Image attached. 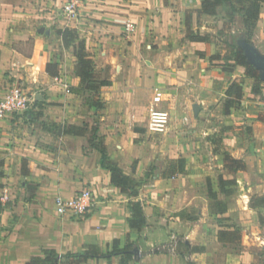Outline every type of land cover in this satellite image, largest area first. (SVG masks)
<instances>
[{"label": "crops", "instance_id": "1", "mask_svg": "<svg viewBox=\"0 0 264 264\" xmlns=\"http://www.w3.org/2000/svg\"><path fill=\"white\" fill-rule=\"evenodd\" d=\"M236 1L211 16L200 15L201 0H85L75 32L86 40L102 79L112 84L99 89L104 108L97 110V97L78 92L84 85L76 74L77 59L55 33L54 26L63 24L53 10L60 7L59 0H0V100L21 80L38 96L27 117L0 120V160L5 161L0 264H26L47 250L82 253L91 245L107 253L114 240L122 246L140 244L135 264H185L180 253L155 249L175 232H194L208 218L260 215L256 199L264 196V82L261 94H255L258 80L233 55L221 53L222 36L245 33ZM127 22L136 25L130 36L125 34ZM188 32L207 40L192 39ZM250 40L264 56V3ZM31 41V56H25L18 47ZM50 63L59 64L58 80L46 72ZM233 82L242 83L243 96L227 114L226 91ZM157 92L163 93L161 109L171 116L164 133L149 129ZM95 118L110 158L140 181L137 200L148 224L142 232L128 224L130 197L112 185L111 173L101 166L102 154L89 147V123ZM220 153L246 164L244 171L229 175L237 180L238 191L224 215L210 212L207 190L211 177L218 199H224L210 172ZM167 158L174 166L185 160V171L155 168ZM86 188L92 190L95 206L84 218L57 213L58 197L71 200ZM4 193L6 203L1 201ZM189 244L204 248L190 254L185 246L189 255L206 254L204 246ZM84 264H120V258Z\"/></svg>", "mask_w": 264, "mask_h": 264}, {"label": "trees", "instance_id": "2", "mask_svg": "<svg viewBox=\"0 0 264 264\" xmlns=\"http://www.w3.org/2000/svg\"><path fill=\"white\" fill-rule=\"evenodd\" d=\"M202 9L200 15H217V9L220 6L226 4H232L233 0H201ZM235 3L239 5V10L244 16V28L245 38L240 46L233 49V58L237 65L246 69L249 77L256 78L263 83L260 78L258 70L250 64L248 57L243 47L244 43L251 44V37L258 21L261 6L264 0H237ZM75 29H58L56 35L60 37L66 48L74 51V55L77 58L76 72L81 78L84 87L79 89V93H90L94 97H97L94 101L97 110L104 108V103L99 97V89L102 87L111 86V82L102 79L101 75L96 72L94 61L90 59L86 51V42L80 40L76 35ZM193 34V33H192ZM189 34L188 37L201 41H206L207 37H194ZM47 74L56 78L59 76L60 67L59 64L50 63L46 67ZM253 92L257 95L261 94L260 86L254 87ZM243 96V85L240 82H233L226 91V113L229 114L230 110L238 106ZM31 113V112H29ZM261 120L264 122V115L261 116ZM83 130V129H82ZM81 133H84L82 131ZM80 135V134H79ZM89 147L91 149L98 150L102 154L101 166L103 169L111 173L112 185L121 190L122 193L127 194L131 201L129 203V209L131 217L128 219V224L132 230L142 232L147 227V219L144 213L143 206L138 201L140 181L134 175H127L124 171L115 163L109 156L104 139L99 135V129L95 128L92 132L91 139L89 141ZM225 169L228 170L229 175H236L239 171L246 169V164L233 158L230 154L225 153L223 155ZM5 161L0 160V178L4 177L5 173ZM186 168L185 160H179L178 165L175 166V171L183 173ZM237 180L227 179L223 176L219 178L220 193L225 196L226 199H231L236 192ZM208 196L211 200L210 212L216 215H224L227 212V204L224 201L218 199V193L214 191L210 180L207 181ZM256 201H262L264 204V196L258 197ZM218 241L223 244H231L241 239V234L236 230H220L217 234ZM185 246L188 252L202 253L204 248L192 247L189 243L185 242ZM139 243L128 242L125 246H122L119 240H114L110 246V251L102 253L98 246L91 245L82 253H66L59 254L54 250H47L42 257H33L26 264H84L90 260H107L111 261L115 257L120 258V264H135L139 262Z\"/></svg>", "mask_w": 264, "mask_h": 264}, {"label": "rangeland", "instance_id": "3", "mask_svg": "<svg viewBox=\"0 0 264 264\" xmlns=\"http://www.w3.org/2000/svg\"><path fill=\"white\" fill-rule=\"evenodd\" d=\"M60 9H61V3H60L59 8L57 7V9H55L53 7L54 11L57 10L58 15L60 14ZM58 19H61L63 23L65 21V19L62 16H60ZM78 23L79 22L72 23L71 28L78 26ZM59 25L62 27H58L56 29V26H59ZM59 25L57 24L56 26H54L55 27L54 29L56 31L59 28H62V29L67 28L65 24L59 23ZM244 38H245V35H243V33L241 35L237 33V35L231 34V35L222 36L223 40L220 39V41L225 45V47L221 48V53H224L225 56L233 55V49L235 47L240 46ZM82 40L86 42L85 39H82ZM18 49L25 56H31L32 49H33V43L31 41L26 45H20ZM86 50H87V43H86ZM72 53L74 55V51H72ZM69 60H71V57H69ZM74 64H77V61ZM96 72L99 74L98 70H96ZM259 75H260V72H259ZM21 82L23 85H25L26 89H28L30 93L37 94L36 90L30 87V84L26 83L24 80H21ZM260 83L261 82L258 81L255 87L260 86ZM34 109L35 107L32 108L30 112H33ZM90 122L92 123H89V126L92 125L93 130L95 128H98L99 135L101 136L100 128H99L100 127L99 121L95 118L94 120H90ZM191 138L194 139V141L199 140L198 135L195 136V134H191ZM202 153L203 155H205L204 152ZM224 154L225 153H220L221 158H219V160H216L215 165L213 166L214 169L210 170V172H212L211 176L214 178L215 185H219L220 176H223L227 179L230 178L228 170L225 169V163H224V158H223ZM221 160H222V163L220 162ZM170 162H171L170 159L167 158L166 160H163V163L156 164L155 168L161 171L163 170V172H171V173L173 172L174 173L175 166L171 164ZM210 178L211 177H208V179L211 181ZM212 185H213V188H215L214 184ZM236 190L238 191V188ZM237 194L238 193H236V195ZM236 195H235V199H236ZM223 198L224 199H221V200L226 202L227 205L235 204V202L232 201V198L226 199L224 196ZM256 204L260 205L259 207H261L262 211H259L260 215L252 216L246 212H237L235 214L236 218H232L231 215L230 217H224V218L223 217L222 218H208V220H206L202 226L196 228L194 232L193 230H189L186 233L185 232L182 233L179 231L175 232L178 238L180 239V247L178 248L176 253H180V256L184 260L185 264H264V245H263L264 208H262L263 207L262 201H256ZM231 214L234 215V213H231ZM235 220H238L236 222H239V223L235 224L234 223ZM219 228L223 230H230V229L236 230L237 232L241 234V239L231 244L219 243L217 241V231ZM185 242H189L193 246H204L206 248V254H198V255H192V256L189 255L187 253V249L184 244ZM139 256H140V253H139Z\"/></svg>", "mask_w": 264, "mask_h": 264}, {"label": "built area", "instance_id": "4", "mask_svg": "<svg viewBox=\"0 0 264 264\" xmlns=\"http://www.w3.org/2000/svg\"><path fill=\"white\" fill-rule=\"evenodd\" d=\"M59 2L61 3L60 15L65 19L63 24L67 28H71V24L79 22L84 15L85 0H59ZM135 29V23L127 22L125 24L127 36L133 34ZM65 89L68 93L70 92L67 85H65ZM37 97V94L30 93L21 81L13 82L0 100V120L12 119L15 116L27 117L30 110L36 106ZM153 102L155 108L151 111L149 129L154 133H164L170 124L171 116L168 111L161 109L163 93L157 92ZM8 200L9 196L4 193L1 196V201L6 203ZM55 206L57 213L61 216L82 219L94 208L95 198L92 190L86 188L71 200L58 197ZM179 247L180 239L177 234H172L169 241L156 248L155 252L176 254Z\"/></svg>", "mask_w": 264, "mask_h": 264}, {"label": "water", "instance_id": "5", "mask_svg": "<svg viewBox=\"0 0 264 264\" xmlns=\"http://www.w3.org/2000/svg\"><path fill=\"white\" fill-rule=\"evenodd\" d=\"M44 31V28L40 30L41 33H44ZM243 47L248 57V61L260 72V78L264 82V56L260 55L251 44L244 43Z\"/></svg>", "mask_w": 264, "mask_h": 264}]
</instances>
